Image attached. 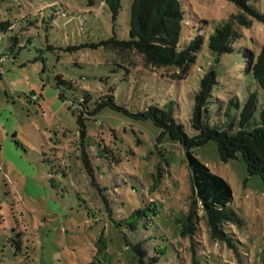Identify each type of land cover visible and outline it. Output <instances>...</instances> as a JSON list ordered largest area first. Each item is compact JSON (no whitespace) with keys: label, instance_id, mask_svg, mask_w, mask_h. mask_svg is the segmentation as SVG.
Wrapping results in <instances>:
<instances>
[{"label":"rangeland","instance_id":"374dc122","mask_svg":"<svg viewBox=\"0 0 264 264\" xmlns=\"http://www.w3.org/2000/svg\"><path fill=\"white\" fill-rule=\"evenodd\" d=\"M181 1L182 42L199 31L206 38L184 80L101 43L114 33L130 38L132 0H122L115 21L105 0H0V264H88L102 233L115 264H136L132 245L152 251L160 234L181 256L176 264H264V183L242 154L223 160L214 140L193 148L232 187L240 223L226 226L230 243L212 237L202 211L192 234L181 236L177 220L192 200L186 150L135 116L174 100L176 121L195 135L194 94L211 69V124L230 96L243 104L256 92L264 104L244 57L264 44V22L240 26L231 0ZM253 4L264 12V0ZM225 22L240 33L235 50L211 53L208 37ZM110 96L116 107L102 105ZM152 202L155 211L136 228L121 223Z\"/></svg>","mask_w":264,"mask_h":264},{"label":"trees","instance_id":"16d2710c","mask_svg":"<svg viewBox=\"0 0 264 264\" xmlns=\"http://www.w3.org/2000/svg\"><path fill=\"white\" fill-rule=\"evenodd\" d=\"M231 1L240 9L239 13L231 15L240 26L251 27L255 19L264 22V12L253 4L259 0ZM105 2L115 21L122 7V0ZM185 25L186 13L181 0H132L130 38L120 39L114 33L101 43L121 53H135L141 56L144 68L156 69L163 77L184 80L206 40L204 33L199 31L189 41L182 42ZM6 26L8 29L10 23H6ZM239 37L240 33L234 29L231 22L220 24L208 37L209 50L219 55L230 53L235 50L234 43ZM244 57L245 72L251 75L255 85L264 93V44L260 46L258 53L248 48ZM217 83V72L211 69L204 74L200 88L194 94V108L190 118L191 126L196 131L193 136L185 131L182 123L176 121L174 100L168 101L163 107L150 106L135 116L152 119L164 134L179 141L186 150L192 173V200L186 212L177 220L180 235L192 234L196 228L199 211H202L201 217L212 237L230 243L226 226L230 222L240 223V218L230 208L233 199L232 187L226 179L203 163L193 152V148L214 140L222 159L226 161L236 158L240 152L249 172L260 175L264 183V104L260 107L256 92H250L243 104L237 97L230 96L225 105H220L218 123L211 124L208 104ZM107 104L116 107L112 96L104 99L102 105ZM153 206L154 202L145 209L135 210L121 223L136 228L139 219L148 218L151 215L149 211H155ZM159 238L161 240L153 245L152 251L144 247V242L132 245L136 264H165L164 262L170 259L172 264L178 262L181 256L165 243L166 235L160 234ZM169 253L171 256H167ZM116 261L109 249V240L102 233L95 241L88 264H115ZM193 262L204 264L199 258H193Z\"/></svg>","mask_w":264,"mask_h":264}]
</instances>
